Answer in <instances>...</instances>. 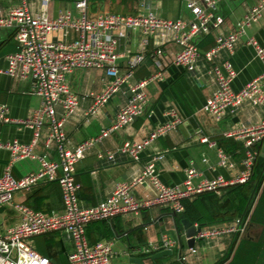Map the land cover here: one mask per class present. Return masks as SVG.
<instances>
[{
  "label": "built area",
  "instance_id": "built-area-1",
  "mask_svg": "<svg viewBox=\"0 0 264 264\" xmlns=\"http://www.w3.org/2000/svg\"><path fill=\"white\" fill-rule=\"evenodd\" d=\"M73 1L76 13L66 10L56 17L49 14L50 0H41V12L38 15L32 13L30 0H19L17 5L0 15V31L14 30L19 46L17 53L7 57V68L0 71V75L29 81L31 95L40 98L42 102L41 107L32 111L24 120L12 119L9 107H0V124H16L34 131L32 143L17 140L0 143V149H6L11 154V161L0 176V208H13L19 219L14 227L0 236V264H55L37 252L31 242L35 237L56 232L64 233L74 244V251L68 257L69 264H112L115 256L114 243L103 241L91 244L87 237V229L91 224L119 217H138L144 210L154 208L182 215L187 201H194L205 194L220 195L229 188L249 183L261 157L259 145L264 142V121L226 134L227 138L241 141L245 150L239 175L235 178L218 176L199 180L201 172L196 165H192L186 171V178L181 186L169 187L161 181L155 162H150L139 179L118 184L113 195L104 203L82 208L77 165L105 139L147 115L150 108L147 89L151 84L164 79L163 65L157 62L159 71L156 74L142 81H134L136 69L146 59L143 51L127 57V71L123 74L116 34L140 32L143 36L142 46H146L151 39H158L161 45L175 44L180 51L174 63L186 71H193L201 58L199 41L218 31L224 24V18L217 12L225 0H183L193 14L191 22L162 19L153 13L137 16L103 13L93 18L87 11L90 0ZM263 15L264 0H259L250 14L238 23L234 32L217 38L216 46L206 54V58L213 61L221 51L234 55L238 42ZM73 37L74 40L67 41ZM248 45L255 50L263 69L259 77L240 91L233 88L237 73L231 62L213 66L210 70L216 80V89L207 99L203 111L216 121H222L228 111L247 103L264 110V46L254 38L249 39ZM161 54L162 51H157L158 56ZM86 70H105L107 73L103 91L90 95L93 103L85 112L86 119L97 118L118 94H123L127 103L117 114L113 125L70 151L65 125L78 111L80 100L71 88L69 78L77 71ZM168 117V121L156 126L146 139L126 142L114 152H99L98 158L113 162L116 154L120 153L139 161L151 145L181 126L182 120L175 110L170 111ZM47 125L50 132L45 140L46 145H56L60 162L34 153L41 132ZM203 143L217 149L218 167L235 168L230 157L217 148V145L207 139ZM25 160L37 162L39 168L16 179L13 167L15 163ZM146 181L151 183L155 196L139 200L134 196L133 190ZM48 182H56L60 187L64 206L62 213L47 214L14 202L16 192L30 190ZM196 227L200 228L198 225ZM244 231L243 221L239 220L232 227L202 228L196 239L213 241L224 235H241ZM176 247L177 242L165 234L159 244L146 250V254L174 250ZM192 252L196 253L194 249Z\"/></svg>",
  "mask_w": 264,
  "mask_h": 264
},
{
  "label": "crops",
  "instance_id": "crops-1",
  "mask_svg": "<svg viewBox=\"0 0 264 264\" xmlns=\"http://www.w3.org/2000/svg\"><path fill=\"white\" fill-rule=\"evenodd\" d=\"M18 2L19 0H0V15L8 12ZM258 2L259 0H225L221 3L217 13L224 18V24L218 31L199 41L201 58L193 71H186L174 63L180 51L175 44L161 45L158 39H151L146 46H142L143 36L140 32L116 34L119 53L122 56L120 67L123 74L127 71V57L143 51L146 59L136 69L134 81H142L156 74L159 71L157 62L163 65L164 79L151 84L147 89L150 98L147 115L105 139L77 165L82 208L104 203L113 195L118 184L131 183L139 179L150 162H155L161 181L169 187L181 186L186 178V171L192 165H196L201 172L199 180L218 176L232 179L239 175L240 162L245 156L243 143L227 138L226 134L241 127H253L262 123L264 110L247 103L228 111L222 121H216L204 113L203 107L216 89L215 77L210 73L213 66L231 62L237 73L233 83L235 91H240L261 75L262 64L255 50L248 45V41L254 38L264 46V15L238 42L234 55L221 51L213 61H209L206 54L216 46L217 38L226 37L236 30L238 23L250 14ZM30 8L34 15L40 14L41 0H30ZM66 10L76 13L73 0H50V16L56 17L61 11ZM87 11L93 18L103 13L130 16L153 13L162 19L185 22L193 20V14L183 0H90ZM159 50L162 51L160 56L157 55ZM18 51L15 31H0V71L7 68V57ZM106 80L105 70L77 71L69 78L70 86L80 100L78 111L65 125L70 151H74L85 140L97 137L103 129L113 125L117 114L126 105V97L118 94L97 118L86 119L85 112L93 103L90 95L100 94ZM41 105L40 98L31 95L29 81L0 75V107H9L12 119H27L32 111L39 109ZM173 110L179 114L181 126L167 137L157 140L141 155L139 161L120 153L116 154L113 162L98 158L99 152H114L126 142H140L146 139L156 126L168 121V113ZM49 132L47 125L41 132L34 153L51 161L60 162L56 145H46L45 140ZM204 139L222 149L236 165L235 168L218 167L217 149L203 143ZM15 140L32 143L34 131L16 124H0V143ZM10 161V152L0 149V176L4 174ZM38 168L39 165L35 161H20L15 163L13 175L16 179H21ZM133 194L139 200H146L155 196V190L151 183L146 181L138 185ZM235 196V191L227 189L220 195H215L204 202L200 201V208L213 213L215 223L210 226L199 224L195 226L232 227L241 220L245 227L243 234L224 235L213 241L197 240L194 248L196 253L190 249H183L179 256L180 249L176 247L173 257L156 262L150 260L155 254H146V250L159 244L163 235L168 234L172 237L171 232L175 230L176 224L182 233L181 222L188 219L163 208L146 209L138 217H119L111 221L93 223L87 229V237L91 244L103 241L114 243L115 256L112 264H132L130 263L132 258H144L146 264H264V181L259 191L255 193L254 190L251 193L246 217L236 214L234 209L228 211V208L233 207ZM14 202L47 214H60L64 208L62 193L56 182L42 183L30 190L16 192ZM18 220L13 208L1 207L0 236L14 227ZM31 244L37 252L55 264H69L68 257L74 251L72 240L59 232L35 237Z\"/></svg>",
  "mask_w": 264,
  "mask_h": 264
},
{
  "label": "trees",
  "instance_id": "trees-1",
  "mask_svg": "<svg viewBox=\"0 0 264 264\" xmlns=\"http://www.w3.org/2000/svg\"><path fill=\"white\" fill-rule=\"evenodd\" d=\"M261 145H259V150H261ZM264 181V159L259 157L253 177L251 181L245 185L229 188L235 191V201L232 202L233 207L228 208L234 209L236 214H240L244 217L247 216L248 211L247 205L251 196V193L255 190V193L259 191L262 183ZM246 189V191L244 190ZM246 192V193H245ZM215 194H205L194 201H187L184 203L185 212L181 215L182 217L188 218L194 224H199L200 226H210L214 224L215 216L213 213L209 212L208 209L200 208V201L204 202L209 198H213ZM193 209V211H191ZM150 256V255H145ZM53 262V261H52Z\"/></svg>",
  "mask_w": 264,
  "mask_h": 264
},
{
  "label": "water",
  "instance_id": "water-1",
  "mask_svg": "<svg viewBox=\"0 0 264 264\" xmlns=\"http://www.w3.org/2000/svg\"><path fill=\"white\" fill-rule=\"evenodd\" d=\"M261 158L264 159V144L261 152ZM183 226V232L181 233L176 224V228L171 232L172 238L177 242L178 248L180 249L179 256H181L183 249L193 250L195 248L197 239L196 236L202 230V227L197 228L193 222L189 219H185L181 222ZM175 250H166L150 257V260L156 262L158 260L169 258L174 256ZM132 264H146V259L144 258H132L130 260Z\"/></svg>",
  "mask_w": 264,
  "mask_h": 264
}]
</instances>
